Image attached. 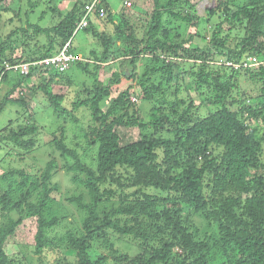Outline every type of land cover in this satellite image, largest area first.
I'll use <instances>...</instances> for the list:
<instances>
[{
	"label": "trees",
	"instance_id": "trees-1",
	"mask_svg": "<svg viewBox=\"0 0 264 264\" xmlns=\"http://www.w3.org/2000/svg\"><path fill=\"white\" fill-rule=\"evenodd\" d=\"M92 1L79 0L65 14L57 3L52 11L59 22L42 27L31 20L40 0H20L26 28L0 40V116L9 106L19 108L0 129V146H12L19 159L40 148L43 129L25 98L30 91H42L59 119L50 121L57 128L43 143L51 153L45 164L36 162L42 165H34L37 173L10 169L2 175L9 183L0 184V264H264V0H218L207 17L196 10L204 0H153L139 34L106 1L99 6L103 19L94 13L104 31L92 16L82 29L99 47L84 60L73 40ZM205 24L209 37L199 33ZM40 35L46 45L34 42ZM197 36L203 48L194 43ZM115 37L130 48L121 56ZM70 41L79 58L63 71L32 66L24 76L6 69L49 58ZM215 53L222 65L215 64ZM106 64L116 67L107 66L111 77L103 81L100 65ZM57 77L69 91L79 80L86 97L65 106L63 87L50 91ZM122 78L136 85L115 95ZM244 78L250 89L240 87ZM83 109L91 119L86 128L76 115ZM69 121L79 128L72 147ZM122 128L138 129L139 139L124 143ZM62 172L71 184L65 194ZM123 241L138 253L118 249Z\"/></svg>",
	"mask_w": 264,
	"mask_h": 264
},
{
	"label": "rangeland",
	"instance_id": "rangeland-1",
	"mask_svg": "<svg viewBox=\"0 0 264 264\" xmlns=\"http://www.w3.org/2000/svg\"><path fill=\"white\" fill-rule=\"evenodd\" d=\"M79 0H58L56 3L51 4L49 0H40V7L36 11L35 18L32 16L31 20L32 23L39 24L42 27H50L54 25L55 23L59 22L58 17L54 14L52 9H56V4L57 8L63 13H67L73 5L78 2ZM197 1V0H196ZM20 0H1L0 2V40H3L6 38L12 31H15L21 27L26 28V20L21 13L18 14V11L20 9ZM111 8L115 12H124L126 18H128L131 23L135 26L137 33L139 34L140 31L142 30L141 26L145 24L149 19L153 11V0H129V2L132 3V6L128 8L127 6L124 8L123 0H108L107 1ZM218 0H204V1H197L196 2V10L198 11V14L203 17H207V10L210 8H215L217 5ZM42 12H45L46 15L44 16V19H40V15ZM93 23L97 26V28L101 31H104L105 29V22H101L95 15L92 16ZM213 25V24H212ZM30 34H33L34 36V26L29 27ZM195 32L196 30H192ZM211 25L210 24H205L199 29V33L202 36L209 37L211 33ZM237 32L234 33V36H236ZM27 36L31 37V35ZM28 37V39H29ZM24 39V38H23ZM17 42L21 41V38L15 39ZM115 46L117 47V55L121 56L122 53H125L124 50L126 48H129L128 43H123L121 40L118 39V37H115ZM38 41L40 45H46L47 44V39L45 35H40L38 38L34 40ZM194 43L200 46L201 48L204 47L205 42L201 40V37L197 36L194 40ZM234 45V44H233ZM22 44H20V48L16 52L18 56H21L24 49L21 47ZM73 46L75 50H78L80 54L87 55L89 54V51L94 48L99 50V47L96 43H92V40L88 36V34L84 31L81 30L79 31L75 36L73 40ZM17 47V46H16ZM18 48V47H17ZM36 49L37 48H33ZM130 49V48H129ZM212 49L216 51L214 46H212ZM82 55V56H83ZM215 64L222 65V63L225 61L221 55L215 53ZM143 65H140L138 68V71L135 72V75L137 78H140V76L143 74L144 71V61L142 62ZM100 73L99 76L101 80L107 81L111 77V72H108L107 66H113L112 64H106V65H100ZM74 71L70 72L72 74ZM130 74H128L129 76ZM23 78V77H22ZM186 81L191 82L188 77H184ZM48 79V76L47 78ZM43 81L40 80L38 76L33 78V84L39 85ZM61 82V80L58 79L56 82L50 83L51 84V90L52 92L56 93L59 92L60 86L63 87L62 90L63 92H66L68 95L66 99L64 100L63 104L67 106L69 104V101L71 100H78L86 97V94L84 92L85 88L81 85L79 80H74V85L72 89L69 91L67 83ZM73 84V83H72ZM240 87L242 88L243 86H246L247 88L250 89L251 85L250 82L246 81V78L241 79L240 82ZM136 85V81L132 80H127L126 78H122V83L119 86H115L114 88V94L117 95L121 90H125L128 87ZM4 87V84L2 85ZM91 88V87H89ZM7 89V86L5 87L4 90H2L1 95L4 94V91ZM92 89V88H91ZM193 97H196L195 91H191ZM25 98L29 99L30 105L32 106V112H35L36 118L38 120V124L41 125L42 133L38 137V142L40 148L37 149L36 151L32 152L30 155H27L24 157V159H19L18 156L15 154V149L12 146L9 145H1L0 146V184L2 187L6 186L9 182L6 179L2 178V175L8 172L10 169H25L29 173H37L38 170H35L36 168H40L42 165H37L36 162H41L45 164L48 160L47 157V152L51 153V148L47 145H45L43 142L50 141L51 140V132L53 130H56L57 127L56 125H51L50 121L53 120V108L50 105V102L48 101L47 97L44 95L42 91L34 92L32 93L31 91L27 93V96ZM135 99V98H134ZM200 101V100H199ZM143 107V112H144V118L146 120H149V117L146 116L147 111L150 110L151 105L147 104L145 102L142 104ZM68 107V106H67ZM139 108V106H137ZM15 109H19L17 107L9 106L5 112L0 116V129H3L7 124L9 120H14L16 119V113ZM14 111V112H12ZM205 112L203 115L207 114L208 112L204 110ZM76 115H78L77 118L80 119V122L83 123L85 128L89 126V123L91 121L90 117L88 116V113L83 109V110H78L76 112ZM22 121V118H20ZM55 120V119H54ZM72 121H69V124ZM80 125V124H79ZM68 127V133H67V143L69 144L70 147L75 146L76 143H78V140L74 138V135H79V128L72 126L70 124V127ZM124 143H129V142H134L139 139V130L138 129H120L119 130ZM75 132H78L77 134ZM46 155V156H45ZM58 155V154H57ZM34 165H36L34 167ZM34 167V168H33ZM69 178L63 175V172L61 173V176H58V181L61 183L62 186V193H67V189L70 188L71 184L69 183ZM16 190V189H15ZM18 193V192H17ZM54 196L56 199H61L62 194L60 197L59 193H54ZM160 197H165L164 195L160 194ZM28 225L25 227L26 229L30 228L31 222L27 223ZM30 230H27V237L30 236ZM128 241H123V242H118L117 248L120 249L122 252L126 253L128 251H131L132 253H138V247L137 246H132L129 247ZM15 255L18 256V248L15 250ZM19 255V260H22L23 258L20 257ZM98 254L94 253L93 257H97ZM50 259V258H49ZM52 260V259H51Z\"/></svg>",
	"mask_w": 264,
	"mask_h": 264
},
{
	"label": "built area",
	"instance_id": "built-area-1",
	"mask_svg": "<svg viewBox=\"0 0 264 264\" xmlns=\"http://www.w3.org/2000/svg\"><path fill=\"white\" fill-rule=\"evenodd\" d=\"M102 3V0H93L91 4H89L86 8L88 10V14L90 13H97L99 14V17H104L105 15V9L104 8H99L100 4ZM87 20L84 19L82 26L87 25ZM69 44L64 48V50L61 52L59 56L46 59L44 61L34 63L35 66H49V67H56L58 66L61 71L65 70L68 67V62L70 61V57H67L64 55V51L67 50ZM253 63H255L257 60L256 58L250 59ZM229 66H233L232 63H228ZM245 64L244 66H246ZM236 69H238V65L235 66ZM7 70H15L23 75H27L30 72V65L29 64H21L17 66H10L9 64L6 65Z\"/></svg>",
	"mask_w": 264,
	"mask_h": 264
},
{
	"label": "bare ground",
	"instance_id": "bare-ground-1",
	"mask_svg": "<svg viewBox=\"0 0 264 264\" xmlns=\"http://www.w3.org/2000/svg\"><path fill=\"white\" fill-rule=\"evenodd\" d=\"M106 1H108V0H102V3H101L100 5L102 6L103 3L105 4ZM123 4L125 5L124 7H126V6L128 5V0H123ZM93 15H94V13H90V14H88V10H87V8L85 9V14H84L82 20L80 21V23H79L78 26H77V29H76V31H75V35H76L79 31H81L83 28L89 26V20H90V17L93 16ZM84 19H86L87 22H88L86 26H82V23H83ZM75 35H74V36H75ZM77 53L80 54L79 52H77ZM64 55L67 56V57H70V61H69V62L73 61V59H78L79 56H80V58H82V59L85 60V57L82 56L83 54H80V55L78 56V55H75V54H73V53L71 52V44L68 46L67 50L64 51ZM69 62H68V63H69ZM258 94H259V93H258ZM133 122H134V121H133ZM58 139H59V138H58ZM22 213H23V212H22ZM97 258H98V257H97ZM114 260H115V259H114Z\"/></svg>",
	"mask_w": 264,
	"mask_h": 264
},
{
	"label": "clouds",
	"instance_id": "clouds-1",
	"mask_svg": "<svg viewBox=\"0 0 264 264\" xmlns=\"http://www.w3.org/2000/svg\"><path fill=\"white\" fill-rule=\"evenodd\" d=\"M100 18V17H99ZM101 19H103V17L101 18ZM70 45L71 44V41L70 42H68L64 47H63V49L62 50H60L59 52H57L56 54H54V55H52L51 57H49V58H45V59H42V60H39V61H36V62H34V63H38V62H41V61H44V60H46V59H50V58H53V57H56V56H59L60 54H61V52L64 50V48L67 46V45ZM34 63H31V62H23V63H19V64H10L9 63V65L10 66H17V65H21V64H29L30 65V69H31V67L32 66H35L34 65ZM7 65V64H6ZM36 67H39V66H36ZM42 67H47V66H42ZM10 71V70H9ZM11 71H13V72H16V73H19V72H17V71H15V70H11ZM30 73V72H29ZM19 74H21V73H19ZM129 74H130V72H129ZM23 75V74H22ZM28 75V74H27ZM25 76V75H24ZM1 82H0V86H1ZM135 98V99H134ZM137 99H136V97H133L132 98V101L133 102H135ZM53 118L55 119V120H59L58 118H57V115L53 112Z\"/></svg>",
	"mask_w": 264,
	"mask_h": 264
},
{
	"label": "water",
	"instance_id": "water-1",
	"mask_svg": "<svg viewBox=\"0 0 264 264\" xmlns=\"http://www.w3.org/2000/svg\"><path fill=\"white\" fill-rule=\"evenodd\" d=\"M129 74V72H127V75Z\"/></svg>",
	"mask_w": 264,
	"mask_h": 264
}]
</instances>
